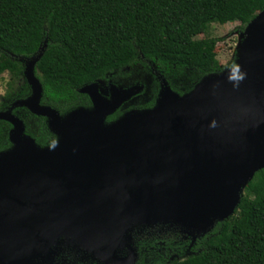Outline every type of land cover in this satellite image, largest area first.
Listing matches in <instances>:
<instances>
[{
	"label": "water",
	"instance_id": "obj_1",
	"mask_svg": "<svg viewBox=\"0 0 264 264\" xmlns=\"http://www.w3.org/2000/svg\"><path fill=\"white\" fill-rule=\"evenodd\" d=\"M38 54L22 60L30 95L0 111L11 147L0 152V264H134L133 239L168 226L200 238L233 215L264 169V10L239 34L235 65L180 96L161 78L151 109L107 118L144 86L86 85L89 108L41 104ZM46 120L40 148L14 109Z\"/></svg>",
	"mask_w": 264,
	"mask_h": 264
},
{
	"label": "trees",
	"instance_id": "obj_2",
	"mask_svg": "<svg viewBox=\"0 0 264 264\" xmlns=\"http://www.w3.org/2000/svg\"><path fill=\"white\" fill-rule=\"evenodd\" d=\"M263 10L264 0H0V76L8 75L0 111L30 95L22 60L36 56L44 44L35 66L42 105L60 115L89 108L82 87L117 84L119 77L132 81L121 71L140 66L150 78L147 96L107 121L151 109L161 78L182 96L205 76L234 67V58L224 66L214 63L219 39H197L211 24L240 22V34ZM13 114L38 147L54 143L44 118L24 108ZM10 129L0 121V152L11 147ZM133 247L134 264H264V169L247 184L233 215L206 235L192 242L173 228L157 226L136 234ZM65 264L96 263L69 254Z\"/></svg>",
	"mask_w": 264,
	"mask_h": 264
},
{
	"label": "rangeland",
	"instance_id": "obj_3",
	"mask_svg": "<svg viewBox=\"0 0 264 264\" xmlns=\"http://www.w3.org/2000/svg\"><path fill=\"white\" fill-rule=\"evenodd\" d=\"M240 25V22H233V23H226L224 25H220V24H211L205 35H201L198 36L197 39H202L205 37H210V38H217L220 41L218 42L215 52H216V57H215V64L218 65H226L229 61H231L232 58L235 59V51H236V46L239 42V34L237 32V28ZM121 74L124 75H128L130 76V78L132 79V81H134V85L136 84H141L144 86L143 92L140 94V97H136L135 99L130 100L129 102H126V104L123 105V107L129 105V104H135L137 103L139 100H143L146 96H147V88L149 86V82H150V78L149 75H147L140 66H132V67H128L124 70L121 71ZM35 75H36V71H35ZM24 78V77H23ZM119 81H117V84H113L111 82L112 85L116 86L117 88L120 89H126L128 87V85L125 84L124 78H118ZM137 80H140L141 83H136L138 82ZM8 81V75L7 74H3L0 76V102L2 101L3 96L6 93V83ZM119 82H124L123 85L120 84ZM119 85V86H117ZM132 87V86H129ZM101 91V95L104 98H109V93H108V87L107 86H103ZM164 227V226H162ZM168 227V226H166ZM170 228V227H168ZM144 231V230H143ZM142 232V231H141ZM81 261H88V260H81ZM91 261V260H90ZM93 262V261H91ZM62 264V262H61ZM65 264V263H63ZM97 264V263H96Z\"/></svg>",
	"mask_w": 264,
	"mask_h": 264
},
{
	"label": "flooded vegetation",
	"instance_id": "obj_4",
	"mask_svg": "<svg viewBox=\"0 0 264 264\" xmlns=\"http://www.w3.org/2000/svg\"><path fill=\"white\" fill-rule=\"evenodd\" d=\"M23 77H24V76H23ZM98 84H99V90H101L103 86H107V87H108V90H110V86H111V82H110V81L107 82V83H106V82H102V81H100V82H98ZM125 84L128 85V87H129V86H133L134 83H133L132 81L128 80V82H125ZM122 85H123V84H122ZM117 86H119V85H117ZM108 93H109V91H108ZM109 95H110V93H109ZM140 96H141V95H140ZM140 96H139V97H140ZM131 105H133V104H129V105H127L126 107H125V106H124V107L122 106L120 109L127 108V107H129V106H131ZM8 108H9V107H8ZM8 108H7V109H8ZM7 109H6V110H7ZM3 111H5V110H3ZM13 111H14V110H13ZM71 254H72V253H71ZM72 255H73V257H74L76 260L79 258L78 255H74V254H72ZM136 259H137V258H136ZM83 260H85V259H83Z\"/></svg>",
	"mask_w": 264,
	"mask_h": 264
}]
</instances>
